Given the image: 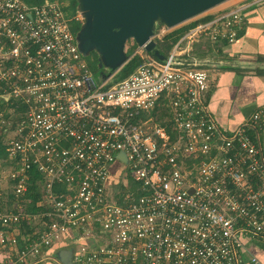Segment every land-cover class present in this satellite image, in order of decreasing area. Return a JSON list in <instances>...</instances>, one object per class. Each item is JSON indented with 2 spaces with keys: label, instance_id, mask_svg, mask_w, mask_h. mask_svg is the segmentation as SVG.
<instances>
[{
  "label": "built area",
  "instance_id": "2783aa9c",
  "mask_svg": "<svg viewBox=\"0 0 264 264\" xmlns=\"http://www.w3.org/2000/svg\"><path fill=\"white\" fill-rule=\"evenodd\" d=\"M248 5L189 27L162 59L137 45L141 63L110 84L78 48L77 9L0 0V264H35L61 243L73 264H242L244 240L264 239V106L223 132L205 67ZM191 19L149 39L157 49Z\"/></svg>",
  "mask_w": 264,
  "mask_h": 264
},
{
  "label": "crops",
  "instance_id": "0c3cea01",
  "mask_svg": "<svg viewBox=\"0 0 264 264\" xmlns=\"http://www.w3.org/2000/svg\"><path fill=\"white\" fill-rule=\"evenodd\" d=\"M235 2L236 5L249 4L244 9L237 37L233 43L221 44L218 50H211L215 65L205 67L208 73L207 104L219 128L225 133L264 106V0L257 3H252L253 0ZM225 3L221 2L199 16L226 12L221 8ZM257 134L264 158V125ZM6 135L5 132L0 133L2 142ZM61 249L68 248L64 243L52 246L48 249L51 258L35 264H63L57 255ZM241 255L242 264H264V239L244 240ZM1 259L0 256V263Z\"/></svg>",
  "mask_w": 264,
  "mask_h": 264
},
{
  "label": "water",
  "instance_id": "95a60500",
  "mask_svg": "<svg viewBox=\"0 0 264 264\" xmlns=\"http://www.w3.org/2000/svg\"><path fill=\"white\" fill-rule=\"evenodd\" d=\"M77 1L76 9L83 19L86 16H96L92 27H86L84 33H82L81 45L87 49L96 47L108 58L118 61L120 58V45L122 46L128 38H133L138 46L144 45L145 50L152 51L154 56L162 59L163 55L155 48L154 41L149 39L153 34L154 26L152 27V24L156 18H159V24L172 27L205 12L225 0ZM82 24L76 32L78 35L82 31ZM81 53L85 56L88 55L85 52ZM57 255L61 263L72 264L70 250L61 249Z\"/></svg>",
  "mask_w": 264,
  "mask_h": 264
},
{
  "label": "trees",
  "instance_id": "16d2710c",
  "mask_svg": "<svg viewBox=\"0 0 264 264\" xmlns=\"http://www.w3.org/2000/svg\"><path fill=\"white\" fill-rule=\"evenodd\" d=\"M26 3L29 4H38L43 2L44 0H22ZM62 2V0H57ZM78 1L77 0H68L64 9L69 11L70 13H74L77 7ZM214 16V14H208V15H203V16H199L196 17L194 19H191L190 21H188L185 24H182L181 26H179L178 28H175L173 31L167 33L163 40L159 43H157V49L160 53L162 54H166L167 51L171 48L173 42L179 37V35H181L185 30H187L189 27L199 23V22H203L206 21L210 18H212ZM79 22H76L74 25L72 24V28L74 31H78L80 28ZM222 44H226V43H222ZM223 46V45H222ZM131 54V53H130ZM92 59L91 61H88V67L91 70V72L94 74L96 69V64H97V57L95 55V53H92ZM141 63V58L138 55H133V56H128V58L126 59V61L122 64V66L120 67V69L114 74V76L111 77L110 80V84L114 83V82H118L122 79H124L125 77H127L139 64ZM3 100L0 99V113L2 111L5 110L4 107V103L2 102ZM12 119L14 118L13 116L11 117ZM1 120V118H0ZM1 124V123H0ZM3 130H0V133H2ZM5 146L4 143L2 142L1 136H0V164L1 163H5L6 160V152H5ZM33 177L29 182V190H32V192L28 193V197L31 198V203L33 204V202H35V200L38 198V192L36 191V184H35V180L38 178V175L34 172H32Z\"/></svg>",
  "mask_w": 264,
  "mask_h": 264
},
{
  "label": "rangeland",
  "instance_id": "374dc122",
  "mask_svg": "<svg viewBox=\"0 0 264 264\" xmlns=\"http://www.w3.org/2000/svg\"><path fill=\"white\" fill-rule=\"evenodd\" d=\"M67 1L68 0H62V3L64 5H66ZM229 1H231V2H229ZM235 1H237V0H235ZM235 1L226 0L224 2H227V3L223 4V6H221V8H223L225 11H227L229 9H232V8H234L236 6V2ZM196 17H199V15L192 17V19H194ZM95 19H96L95 15H92L91 17H87L86 16L85 19L82 18V20H83L82 23L83 24L82 23L81 24H82L83 28H82V31H81L80 35L76 34V36H77L76 38H77V44H78L79 50L81 52H83V53L84 52L88 53L87 59L89 61L93 60L92 59V53L93 52L95 53V55L97 57V64H96V69L97 70L95 71L94 74L91 72L93 78L97 81V80H103V79L108 78L110 76H114V74L120 69L122 64L126 61L128 56H130L133 53V51L137 48V44L135 43L133 38L126 39V41H124L123 45L122 46L120 45V50H119L120 58H119L118 61L108 58V56L106 54H104L101 51H98V49L96 47H93V49H87L86 47H83L81 45V39H80L81 35H82V33H84L86 27H92L93 22H94ZM159 23H160L159 22V18H156L154 20L153 24H152V27L154 26V28H156V26H158ZM80 27H81V25H80ZM176 27H178V26H176ZM94 48H96V49H94ZM4 140H3V143H4ZM6 167H7L6 162L5 163L4 162L1 163L0 164V171L2 169L6 170ZM0 175H1V172H0ZM1 178L2 179L6 178V171L2 172ZM1 185L5 186L4 182L1 183Z\"/></svg>",
  "mask_w": 264,
  "mask_h": 264
}]
</instances>
